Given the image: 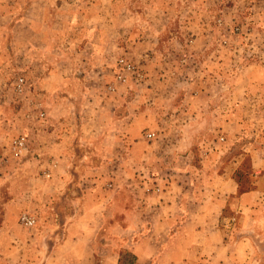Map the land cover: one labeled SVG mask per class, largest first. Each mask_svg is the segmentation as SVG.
Masks as SVG:
<instances>
[{
  "label": "rangeland",
  "instance_id": "1",
  "mask_svg": "<svg viewBox=\"0 0 264 264\" xmlns=\"http://www.w3.org/2000/svg\"><path fill=\"white\" fill-rule=\"evenodd\" d=\"M0 7L4 14L15 8L31 15L41 28L35 49L14 54L1 28L7 22L0 21L8 57H21L4 72L7 88L0 94V118L13 123L0 133V219L9 213L21 235L50 236L76 211L81 193L55 189L61 185L59 175L52 176L57 165L51 169L39 156L56 131L50 122L66 121L74 153L66 165L68 184L80 182L86 193L99 187L98 194L115 203L107 213L111 221L147 198L155 204L168 179L161 175L177 170L187 174V187L212 183L220 206L208 241L197 238L207 254L186 264H264V0H0ZM193 41L208 46L194 49ZM30 57L37 64L66 61L67 81L45 90L36 80L44 70L30 65ZM178 62L185 69L194 64L198 73L190 82L185 73L166 88L157 76ZM205 86L207 96L198 91ZM227 116L244 125L235 145H224ZM20 137L26 141L18 154L14 141ZM220 150L224 155L213 159ZM238 172L243 189L259 187L258 204L240 203L231 191L238 184L215 193L221 188L217 175L236 179ZM25 217L34 223L27 225ZM118 225L104 241L121 248L112 239L125 238ZM133 228L132 236L144 232ZM123 260L131 264L134 256L124 253Z\"/></svg>",
  "mask_w": 264,
  "mask_h": 264
},
{
  "label": "crops",
  "instance_id": "2",
  "mask_svg": "<svg viewBox=\"0 0 264 264\" xmlns=\"http://www.w3.org/2000/svg\"><path fill=\"white\" fill-rule=\"evenodd\" d=\"M5 9L6 7H0V21L3 25L4 20L7 22L1 28L7 30L6 41L10 39L13 53L15 54L16 50L19 51L22 48L35 49L37 46L35 37L41 29L38 28L40 26L35 22V19L33 21L30 18L31 15L28 19L25 18V14H21V11L15 10V8L12 12H8L10 15L4 14ZM25 21H28L29 24H26ZM0 32L3 34L2 31ZM4 41L3 39L0 40V94L7 88L5 83L8 79L5 78L4 72L10 71L8 69L13 66L15 60L12 58L11 61L8 57V49L4 46ZM206 46L208 44L203 41L198 43L193 41L192 43L194 49ZM20 60L21 57L19 56L15 61L20 63ZM27 62L33 66L38 65L44 70V73L36 80L45 90L54 89L59 82L67 81L69 65L64 60H54L51 63L41 61L37 64V61L30 57L27 58ZM180 65V62H178V66L174 63L175 68L165 71L164 74L160 73V76H157L160 84L168 88L170 82L179 81L181 75L183 76L185 73H189L187 82H190L189 80L194 77L197 66L191 64L188 69H185L186 66L180 67ZM256 66H261L260 69L263 71L262 63L256 62ZM178 70L182 71L178 74ZM194 85L195 83H190V87ZM198 91L206 96L211 93V89L207 86L204 87V90ZM189 94L191 97H196L192 96V93ZM227 95L230 96V94ZM240 106L241 104L237 102L232 105L234 110L240 109ZM233 108L224 110L226 113L232 114ZM66 110L64 109L63 112ZM188 111L189 113L193 112L191 108ZM226 119L228 120L221 124L223 129L228 132L227 136L224 137V145H235L239 133L244 128L243 122L236 117L227 116ZM50 123L53 128L55 126L56 131L52 132L47 146L40 150L39 156L44 157L46 162L48 161V167L51 169L57 165L53 169L54 175L52 176L57 177L59 175L61 185L55 189L64 192L66 195H70L74 191L81 193L75 202L78 208L67 219L60 220L61 222L54 230L56 233L53 232L54 234L50 236L39 232L27 236L21 235L17 232L16 220L11 214H6L0 219V264H126L123 260L124 253H130L134 256L131 264H186V260L192 256H205L207 254L206 247H197L196 245L197 238H200L202 242L208 241V226L213 223V211L220 208L218 206L219 200L212 199L214 193L212 183L203 180L200 187H196L193 182L191 183L193 186L187 187L185 185L186 173L177 170L171 174L163 172L160 179L163 180L166 177L168 179L163 181L164 183L159 189V200L153 204L147 198L146 201H142L134 208H126L122 220L113 222L107 217V213L115 209V203L111 199L100 196L98 194L99 187H92L86 193L82 183L77 182V186L72 188L68 184L66 171L69 172V170L66 165L74 154L71 150L70 124L66 121L62 123L52 121ZM9 124L13 123L7 122L5 118H0V133L5 131L2 127L6 126L9 129ZM0 140L2 139L0 138ZM251 150L254 148H250L248 151L251 153ZM255 152L251 153L253 158H255ZM221 155H224L222 150L211 154L213 159L219 158ZM203 175L207 177V171H203ZM217 176L216 180L221 181V188L215 191L216 194L227 187L229 188L232 183L237 184L233 175L225 178L221 175ZM191 178L192 174L188 176L189 180ZM262 178L263 175L259 178L260 182H262ZM237 187H232L231 191L233 194H238L240 203L258 204L259 198L256 195L260 191L259 187L241 194ZM18 190L19 188L14 187L13 193H17ZM108 195L110 198L111 194ZM89 197L92 198L91 201L88 200ZM15 201L16 197L14 196L13 199L7 201L5 207H10L11 203L13 204ZM117 224L124 233L121 237L125 238L112 239L113 243L117 245L122 242L121 248L104 241V239L110 241V231ZM133 226H140L144 232L140 233L139 237L130 235L134 230ZM118 241L120 243H117ZM153 254L155 258L148 259Z\"/></svg>",
  "mask_w": 264,
  "mask_h": 264
},
{
  "label": "built area",
  "instance_id": "3",
  "mask_svg": "<svg viewBox=\"0 0 264 264\" xmlns=\"http://www.w3.org/2000/svg\"><path fill=\"white\" fill-rule=\"evenodd\" d=\"M23 82H24V80L23 79H20V85L21 86H22ZM42 116H44V115L42 114ZM25 141H26L25 140V137H20L19 139H17V140L14 141L15 148H18L19 149L18 154L21 153V150L23 148H25L24 147ZM23 220L27 223V225H32L34 223L33 220H30L29 218H26V217Z\"/></svg>",
  "mask_w": 264,
  "mask_h": 264
},
{
  "label": "trees",
  "instance_id": "4",
  "mask_svg": "<svg viewBox=\"0 0 264 264\" xmlns=\"http://www.w3.org/2000/svg\"><path fill=\"white\" fill-rule=\"evenodd\" d=\"M240 176V177H239ZM241 176H243V175H241L240 174V172H238V174H237V176H236V182H237V184H238V186H239V193L241 194V193H245V192H248V191H250V190H253L252 188H248V189H243L242 188V186H241V180H242V177Z\"/></svg>",
  "mask_w": 264,
  "mask_h": 264
}]
</instances>
